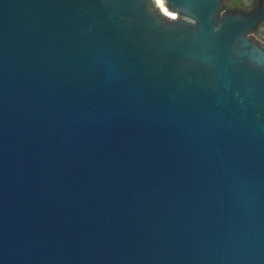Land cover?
I'll use <instances>...</instances> for the list:
<instances>
[{
    "label": "water",
    "instance_id": "1",
    "mask_svg": "<svg viewBox=\"0 0 264 264\" xmlns=\"http://www.w3.org/2000/svg\"><path fill=\"white\" fill-rule=\"evenodd\" d=\"M258 18L0 0V264H264Z\"/></svg>",
    "mask_w": 264,
    "mask_h": 264
},
{
    "label": "flooded vegetation",
    "instance_id": "2",
    "mask_svg": "<svg viewBox=\"0 0 264 264\" xmlns=\"http://www.w3.org/2000/svg\"><path fill=\"white\" fill-rule=\"evenodd\" d=\"M222 5L225 12L256 14L259 17L258 22L250 35L264 46V0H222Z\"/></svg>",
    "mask_w": 264,
    "mask_h": 264
}]
</instances>
